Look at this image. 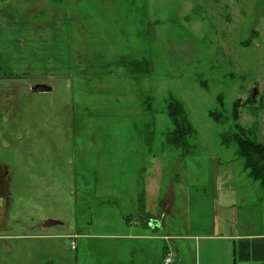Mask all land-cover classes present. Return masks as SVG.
Here are the masks:
<instances>
[{
    "label": "rangeland",
    "instance_id": "rangeland-1",
    "mask_svg": "<svg viewBox=\"0 0 264 264\" xmlns=\"http://www.w3.org/2000/svg\"><path fill=\"white\" fill-rule=\"evenodd\" d=\"M22 1L0 2V264H195L187 236L227 204L264 232V189L222 144L237 102L264 145V0ZM169 98L190 154L167 143Z\"/></svg>",
    "mask_w": 264,
    "mask_h": 264
},
{
    "label": "crops",
    "instance_id": "crops-1",
    "mask_svg": "<svg viewBox=\"0 0 264 264\" xmlns=\"http://www.w3.org/2000/svg\"><path fill=\"white\" fill-rule=\"evenodd\" d=\"M2 1L0 0V2ZM22 3L41 4L42 2L41 0H34L31 2L22 1ZM39 8L37 7V11H39ZM2 58L3 56L0 54V75L9 70V66H12L9 63L5 64ZM218 177H220L219 174ZM222 209L221 215L216 216L212 220L208 230L207 227L202 230V225L197 224L195 228L199 229V232L197 231V233L187 236V240L190 243H194L198 248V256L195 264H219V262L221 264V260H223L228 252L233 258L232 264H264V232L263 230L257 232L250 231L254 226L263 227V222L255 219L257 212L254 210L251 213H246V209H233V205L231 204L223 205ZM258 209L260 208L258 207ZM226 210L232 212L230 217L224 216ZM248 215L251 216V221L246 219ZM2 217L3 213L0 211V248L7 251L9 248V243H7L9 237L5 233L6 230H4L3 222H1ZM199 249L204 255H207L214 249L219 250L217 251L218 255H212L206 259L200 258Z\"/></svg>",
    "mask_w": 264,
    "mask_h": 264
},
{
    "label": "trees",
    "instance_id": "trees-1",
    "mask_svg": "<svg viewBox=\"0 0 264 264\" xmlns=\"http://www.w3.org/2000/svg\"><path fill=\"white\" fill-rule=\"evenodd\" d=\"M130 75L135 78L146 76L149 72L148 63L145 60L131 61L128 65ZM204 87V84H203ZM217 104L223 107L222 96L217 97ZM237 102L234 104V132L222 136V144L225 146L234 145L237 155L243 162V169L248 178L258 183L264 189V145L257 142V135L254 130L244 129L238 123ZM167 116L171 123V131L167 134L166 140L172 148L182 151V155L192 153L190 140L195 136V130L187 119L183 105L172 98L166 102ZM209 116L215 123L222 122V113L218 110L209 112Z\"/></svg>",
    "mask_w": 264,
    "mask_h": 264
},
{
    "label": "water",
    "instance_id": "water-1",
    "mask_svg": "<svg viewBox=\"0 0 264 264\" xmlns=\"http://www.w3.org/2000/svg\"><path fill=\"white\" fill-rule=\"evenodd\" d=\"M51 87L45 86V85H36L31 89L32 93H49L51 92ZM256 90H253V96H252V100L255 99V95H256ZM57 222L49 220L46 222L45 227L51 226V225H56Z\"/></svg>",
    "mask_w": 264,
    "mask_h": 264
},
{
    "label": "built area",
    "instance_id": "built-area-1",
    "mask_svg": "<svg viewBox=\"0 0 264 264\" xmlns=\"http://www.w3.org/2000/svg\"><path fill=\"white\" fill-rule=\"evenodd\" d=\"M71 249L76 250V244L74 242L71 243ZM163 264H172V260L170 258H166L164 259Z\"/></svg>",
    "mask_w": 264,
    "mask_h": 264
}]
</instances>
